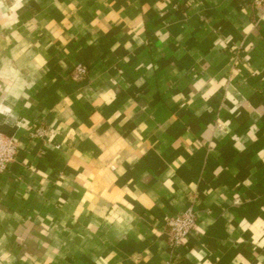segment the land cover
I'll list each match as a JSON object with an SVG mask.
<instances>
[{
  "label": "crops",
  "instance_id": "1",
  "mask_svg": "<svg viewBox=\"0 0 264 264\" xmlns=\"http://www.w3.org/2000/svg\"><path fill=\"white\" fill-rule=\"evenodd\" d=\"M5 120L0 264H264L250 0H0ZM189 207L172 245L166 221Z\"/></svg>",
  "mask_w": 264,
  "mask_h": 264
},
{
  "label": "built area",
  "instance_id": "2",
  "mask_svg": "<svg viewBox=\"0 0 264 264\" xmlns=\"http://www.w3.org/2000/svg\"><path fill=\"white\" fill-rule=\"evenodd\" d=\"M253 5L264 9V0H250ZM76 71L82 76L86 73V68L82 64L75 66ZM45 129L38 127L32 131L33 136L45 135ZM16 141L13 136H8L0 132V173L7 169L9 162L13 159L16 151ZM169 228L170 242L172 245H182L186 243L187 236L196 224L195 213L192 208H187L181 214L169 217L166 221Z\"/></svg>",
  "mask_w": 264,
  "mask_h": 264
},
{
  "label": "water",
  "instance_id": "3",
  "mask_svg": "<svg viewBox=\"0 0 264 264\" xmlns=\"http://www.w3.org/2000/svg\"><path fill=\"white\" fill-rule=\"evenodd\" d=\"M17 127V122L14 120H5L3 123L0 124V132L12 136L15 129Z\"/></svg>",
  "mask_w": 264,
  "mask_h": 264
}]
</instances>
